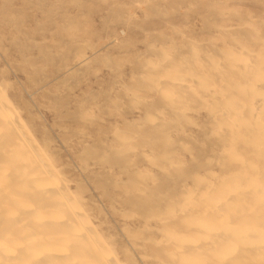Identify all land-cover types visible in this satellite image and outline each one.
<instances>
[{
  "label": "rangeland",
  "instance_id": "374dc122",
  "mask_svg": "<svg viewBox=\"0 0 264 264\" xmlns=\"http://www.w3.org/2000/svg\"><path fill=\"white\" fill-rule=\"evenodd\" d=\"M0 83L110 264H264V0H0Z\"/></svg>",
  "mask_w": 264,
  "mask_h": 264
},
{
  "label": "bare ground",
  "instance_id": "6f19581e",
  "mask_svg": "<svg viewBox=\"0 0 264 264\" xmlns=\"http://www.w3.org/2000/svg\"><path fill=\"white\" fill-rule=\"evenodd\" d=\"M5 104L0 94V264H110Z\"/></svg>",
  "mask_w": 264,
  "mask_h": 264
}]
</instances>
